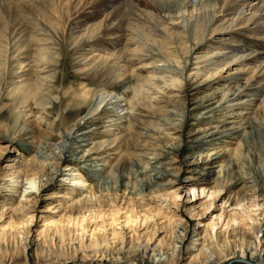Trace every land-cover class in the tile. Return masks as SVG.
<instances>
[{
    "label": "bare ground",
    "instance_id": "6f19581e",
    "mask_svg": "<svg viewBox=\"0 0 264 264\" xmlns=\"http://www.w3.org/2000/svg\"><path fill=\"white\" fill-rule=\"evenodd\" d=\"M121 1L0 0V95L2 91V94L10 97L12 107L22 108V110L20 109L21 111L19 110L17 119L14 120L13 131L10 136L0 134V138L10 145L14 142L15 138L13 136L19 127L21 128L20 132H24L26 124L20 126V122H18V118L21 116L33 119V123L36 126L38 125V127L46 128L44 136L40 138L38 153L33 156L32 160L30 159L31 161L17 164V170L11 175L12 183L22 184V187L18 193L19 204L11 211L10 217L20 213H30L35 210L41 190L44 186L53 182L57 174L56 167L61 162H66L67 157L74 158L68 162L86 163L97 161L93 163H98L97 158H91L95 154H98V146L90 144L91 148L87 150L84 148L87 146L86 138L88 134L98 129L101 124L106 125L110 122L120 121V125L128 123V125H132L131 128L133 125H137V131H146L149 128L143 127L140 124V120L142 118L148 119L147 117L150 115L159 112L160 110L156 108V105L162 104L163 108L170 107L163 114L164 116H168V120L171 121L170 124L168 120L166 123L169 126H173L172 129L168 126V130L175 132L177 125L178 131L181 133V128L185 124L186 113L193 112L204 104L209 106L208 109L198 115L200 117V115L208 114L210 120L215 110L220 108L222 104H226V108L229 111L233 110L232 107L241 105L251 109V107H254L257 98L259 97L260 100L264 94V0ZM49 35L54 36L59 43L62 42L65 48H67L72 62L76 66L75 71L90 78L93 83L92 89L82 87L80 91L68 90L67 92H62L59 98L56 97L54 100H50V102L47 101H49V97L51 99V96L48 97L45 94L44 97L38 93L41 87L55 81L56 73L43 76L42 74L45 70L39 64L32 65L31 61L28 60L31 54L29 52L31 47H33L35 57L36 54L45 56L41 58L40 63L51 65L56 69L60 64V61H58L60 60V55L56 56L53 52L50 53V50L47 48L46 44H48ZM165 35L169 37L172 44H167L163 41V38H165L163 36ZM139 39L142 42H139ZM205 45L207 47H204ZM130 46H133L132 50L129 48ZM148 48L154 49L157 52L156 56L149 54ZM201 50H206V52L203 56L201 55L202 57H199ZM191 55H194L193 59L197 60V63H193V67L186 74L184 71ZM147 58H153L154 63H160L161 66H171L173 68H166L161 77L155 76L154 80L160 87L152 84V82H150L151 84L149 83V87H152L160 95L159 99L154 98L153 100L142 101L146 105H142L140 100L137 101L135 99L129 103L126 102L125 105V103H122L124 101H118L115 96L108 94L112 88L132 90L129 88L131 81L134 78H141L138 76L137 70L132 68L138 64L143 65L141 64L143 61H133ZM201 64L207 65V68L203 69V71L200 68ZM234 66L239 67L241 75L229 77L232 75L233 69L232 73L227 71ZM139 70H146V68L140 66ZM214 70L217 72L212 73L211 71ZM237 71L238 69L234 70L235 73ZM223 73H226V77L223 78V80H226V83L224 82V87L218 90L217 93L204 99L182 103V112L171 105L170 100L172 98H180V95L193 96L198 92L200 83L196 79L200 74H206L202 83L209 85L211 81L218 78L219 74ZM33 75L37 78L31 81ZM242 77L246 78L244 82L242 81L243 84L237 80ZM182 78L186 80L191 79L192 81L188 84H183ZM247 89H253L255 96L252 97V101L251 98L249 99V96L246 98L247 100L242 101L244 97L242 93L245 90L251 92ZM52 91L56 95L59 94L56 90ZM132 92H136V90H132ZM48 93L50 95L51 91ZM45 102H47L48 108H45ZM30 103H33L32 108L46 112V115L35 116L31 112V108H28ZM128 104L130 106L132 104L138 109V113L134 114L131 108L127 112L126 107ZM259 104L257 105L258 107L256 106L257 110L255 112L258 109L264 112V98L261 99ZM213 105L215 106L211 108ZM60 108L63 109L61 111L68 115L69 118L65 126L61 121L57 122L52 115H49L50 112H56ZM47 112H49L48 115ZM108 113L112 114L107 116ZM147 113H149V116H147ZM118 115L123 116L118 117ZM228 116L229 122H227L226 127L222 125L209 126L207 123L208 125H206L203 131L197 132L204 133H202L203 135L200 138L194 137L197 134L196 132L187 133L188 137L186 138L189 139V144L198 145L217 134L228 133L225 135L228 138L236 136L239 132L248 131L255 124L254 117H244L242 112L229 114ZM241 116V120H243H240L239 126H235L238 123L233 120L234 117L240 119ZM198 118H194V120H199ZM158 121L160 122V120ZM88 123L94 124L97 127L95 126V128L88 130L84 127ZM162 125H164V122ZM133 129L135 128L133 127ZM128 132H130V128ZM146 133L142 132V134H139V137L148 139V141H144L141 144L142 148L147 144L155 145L163 143L161 148L165 155L179 151L178 146L174 145L175 143H173V140L168 135L159 136V133H156V138H152ZM132 135L134 134H128L129 139L125 138L128 143H131L130 137ZM160 135L162 134L160 133ZM189 136H193V138ZM54 139L59 142L55 144ZM136 146L140 147L139 144ZM158 148L160 149L159 146ZM219 156L221 158V155ZM160 157L161 155L153 156L149 160L156 162ZM213 162L216 161L212 159L211 164ZM185 164L188 166L190 162L187 161ZM85 167L91 168L89 169L90 172H94L96 175L102 173L98 164L91 167L85 165ZM65 170H71L68 163H65ZM195 171V169H189L188 174H197ZM107 175L103 179H100L102 181L101 184L99 183L95 187L98 190L97 193L100 195L104 192V188L108 186L109 178ZM101 176L98 175V179ZM212 176H216V179L224 183L225 192L233 186H239L245 192L240 197L241 200L239 197L234 199L228 197L222 202L221 207L227 210L230 216L235 219L241 218L245 214V218L251 226H255L254 231L239 229L240 223H236L235 219L232 225H228L229 222L227 221L221 231L228 232L227 236L223 237L224 239L232 237L231 240L233 241L235 239L245 242V239L250 237L246 241V244L249 251H252L254 254L258 248L264 247V224L261 221L257 224L255 218H251V216H254L251 215L252 212L264 209V167L256 169L253 176L238 177L229 181L228 184L224 178L225 171L220 167L218 172H205L197 179L189 178L186 184L189 187L186 190L194 196V187L208 184ZM67 177L65 181L68 186L65 187L71 191H81L86 187L77 173L69 174ZM134 177L138 178L144 190H149V192L157 190L165 192L167 189L173 188L177 178H179L172 174V170H164L162 167L139 170ZM21 178L25 183L21 182ZM23 186H26V188ZM178 190L165 194L163 200H159L158 204L165 203L164 205H168L171 198L175 200ZM221 191L223 190L216 189L214 192L208 190L206 194L209 198L219 192V194L215 195V198L219 195L221 196L219 200H221L223 199ZM204 192V188H200V196ZM13 193H17V191ZM141 198H139L138 204L139 213L143 210ZM67 199V197L62 198V200ZM103 199L102 197L96 198L90 193L77 201H71L66 207L60 205L59 212L62 213V216H60L59 220L63 222L65 219L75 226L79 225L77 229L80 230L75 229L74 233L81 232L85 218L82 215L86 214V218H89L90 221H96L97 216L93 213L94 208L101 204ZM257 201L262 202V205L257 204ZM118 203L119 210L125 211V214L128 212L131 214L129 210L131 205L127 202L125 194L119 198ZM108 204H110L108 208H112V203L108 202ZM74 214H78L81 217H72ZM243 220L240 219L242 222ZM61 221L48 222V224L42 227L37 237L45 238L56 235L61 228ZM76 221L80 223L78 224ZM83 227H85V224H83ZM95 227L97 228V225ZM178 227H182L181 223H179ZM178 227L173 228L170 235L172 236L171 241H178L180 243L181 239L178 236ZM241 230H243L242 233L238 234V231ZM93 231L96 230L94 229ZM60 233L62 232L60 231ZM198 233L199 235L196 234L195 236V241L200 242L201 248L208 247L207 230L203 229ZM221 233L219 232L218 235ZM20 234L24 235L23 241L29 240V232L20 230V232L14 233L15 236ZM12 235L10 234V236ZM76 237H78L76 238L78 241H81L83 235L80 233ZM75 240L73 239V241ZM132 242L130 239L127 244L123 243L119 250L113 253L122 252L123 245L134 244L137 252L141 253L142 256L150 253L151 256L154 255L159 258L164 256L168 258L173 254L171 253L172 246H170V250H167L171 254H168V252L164 254L159 250V246L151 247L149 244L142 246L137 242ZM89 245L88 251L93 253V255H104V253H99L102 246H107L104 238H94L92 236ZM130 251L133 252V250ZM198 257L196 259H200L203 263L207 261ZM236 260H244L243 254H239Z\"/></svg>",
    "mask_w": 264,
    "mask_h": 264
},
{
    "label": "rangeland",
    "instance_id": "374dc122",
    "mask_svg": "<svg viewBox=\"0 0 264 264\" xmlns=\"http://www.w3.org/2000/svg\"><path fill=\"white\" fill-rule=\"evenodd\" d=\"M163 37H165L163 38L165 43L172 44L169 37L166 35ZM47 42L48 44L46 45L50 53L53 52L56 56L60 55V60H58L60 64L55 69L51 65L40 63L41 58L45 56L36 54L35 57V51L33 47H31L29 52L31 54L28 59L31 61V64L34 66L39 64V66L45 70L42 74L43 76L56 73L55 81L41 87L38 93L44 97L45 94L46 96L48 95V97L51 96V99L49 97V101H47L50 102V100L52 101L56 97L59 98L62 92H67L68 90L80 91L82 87L92 89L93 83L90 78L75 71L76 66L73 64L72 58L62 42L59 43L52 35L48 36ZM139 42H142V40L139 39ZM204 47L207 46L205 45ZM129 48L132 50L133 46ZM147 51L154 56L157 54L154 49L148 48ZM200 52L201 54H199V57H202L206 50H201ZM193 58L194 55H191L188 59V64L184 71L186 74L189 73V70L193 67V63H197V60ZM152 59L153 58H147L133 61H143L141 62L143 65L138 64L132 68L136 69L138 76L141 77L134 78L129 84V88L136 90V92L126 90V88H112L109 90L108 94L115 96L118 101H124L122 103H125V105L126 102L129 103L135 99H137V101L140 100L142 105H146V103L142 102L144 100L159 99L160 95L157 94L152 87H149L151 84L150 82L160 87L154 80L155 76L161 77L166 71V68H173L171 66H161L160 63H154ZM201 65V71L207 68L206 64ZM129 66H131V64H129ZM140 66H144L146 70H139ZM237 69L238 71L235 73L234 70ZM211 72L215 73L217 71L214 70ZM227 72L232 73L229 77L241 75L239 67L237 66L232 67ZM204 75L200 74L196 79V81L200 83V88L193 96L180 95V98L177 97L170 100L171 105H173L175 109H179V111L182 112V103L210 97V95L217 93L218 90L224 87V82L226 83V80H223V78L226 77V73L219 74V76H221H217L218 78L211 81L209 85L202 83L205 78ZM36 78L37 77L33 75L31 81H34ZM242 78L237 79L241 84H243L242 81L244 82L246 79L244 77ZM182 79L181 81L183 84H188L192 81L191 79ZM52 90H56L59 94H54ZM247 90L251 92L245 90L242 93L244 96L242 101L247 100L246 98H248V96L252 101V97L255 96L253 89ZM50 91L51 94L49 95L48 92ZM262 98H264V94L261 96L260 100L259 97L257 98L254 107H251V109L241 105L232 107L233 110L229 111L228 108H226L227 105L222 104L220 108L215 110L210 120L208 114L200 115V117L198 115L208 109L209 106L204 104L197 110L186 113V120L183 128H181V133H179L177 125L175 127V132L168 130L171 121L168 120V116H164L163 114L168 111L170 107L163 108L162 104L156 105V108L160 111L154 113L155 116H149V113H147V116H149L147 117L148 119L142 118L140 120V124L143 127L149 128V130L146 129V131H137V125H133L135 129L132 130L133 127L131 128V124L128 125V123H126L120 125V121L110 122L106 125L101 124L98 129L88 134L86 138L87 146L84 148L85 150L91 148L90 144L98 146L99 149L97 148V150L99 152L96 150L98 154H95V156L91 155V158L98 159V163H93L97 161L86 163L68 162L72 160L73 157H67L66 162H61L58 167H56L57 174L53 182L44 186L41 190L35 210L30 213H20L10 217L11 211L19 204L18 193L22 187V184L12 183L11 175L17 170V164L31 161L33 156L38 153V145L41 141L40 138L44 136L46 131V128L38 127V125L36 126V124L33 123V119L23 118V116L19 117L18 122H20V126L26 124L24 126L26 131L20 132L21 128L17 127L18 131L13 136L15 140L10 145L0 138V264H243L236 260L241 253L243 254L244 261L252 264H264V247L258 248L253 254L252 251H249L246 244V241H248L250 237L247 236L248 238L245 239V242L235 239L233 241L231 240L232 237L223 238L227 236L228 232L221 230L224 228L227 221L229 222L228 225H232L235 218L231 217L230 213L221 207V204L228 197L233 199L242 197L245 192H243L239 186H233L225 192L223 187L224 183L216 179V176H212L208 184L194 187V196L186 190L187 187H189L186 185L189 178L192 177L197 179L205 172H218L220 167L225 171L224 178L227 184L229 181L238 177H244L246 175L253 176L255 175L256 169L264 167V112H262L263 110L261 109L255 112ZM47 102L44 104L45 108H48V105H46ZM214 106L215 105L211 106V108ZM32 107L33 103H30L28 108H31V112L34 113L35 116L40 117L46 115V112L38 111ZM130 108L133 110L134 114L138 113V109L132 104L131 106L128 104L126 107L128 110L127 112L130 111ZM20 109L22 110L20 107H12L10 97L2 94L1 91L0 134L10 136L13 131L14 120L17 119L21 111ZM61 110L63 109L60 108V110L56 112L49 111V115H52L57 122L61 121L65 126L69 118L68 115ZM49 112H47V115ZM237 112H242L244 117L247 116V118L254 117L255 124L252 125L248 131L244 130L239 132L236 136H231L229 138L225 137L228 133L217 134L213 138L206 140V142H201L198 145L189 144V139L186 138L188 137L187 133L203 131L208 124L209 126L222 125L226 127L227 122H229L228 115ZM111 114L112 113H108L107 116ZM122 116L123 115H118V117ZM194 118H198L200 121L194 120ZM241 118L242 116L240 119L234 117L233 120L238 123L235 126L240 125V122L243 120H241ZM158 120H160V122ZM167 120L169 124L166 123ZM161 121L164 122V125H162L163 122ZM95 126L94 124L88 123L84 127L90 130L91 128H95ZM128 127L130 128V132H128ZM169 127L171 129L173 128L172 125ZM142 132H147L146 134L152 138H156V133H159V136L168 135V137L173 140V143H175L174 145L178 146L179 151L172 152L170 155H165L161 148L163 143L155 145L147 144L142 148L141 144L144 141H148V139L139 137V134H142ZM132 133L134 135L130 137L131 143H128L126 139H129L128 134ZM160 133L162 135H160ZM200 133L193 136L195 138H200L201 135L204 134L203 132ZM193 136L189 137L193 138ZM58 142L59 141L54 139L55 144ZM137 144H139L140 147L136 146ZM156 146H159L160 149H157ZM94 148L96 149V147ZM158 155H161V157L156 162L149 160L151 157ZM219 155H221V158ZM212 159L216 162L211 164ZM187 161L190 162L188 166L185 164ZM65 163H68V166L71 168L70 171H64ZM95 164L100 165L102 171V173L98 174L99 176L102 175L99 179L98 175L94 172H90L89 169L91 168L85 167V165L91 167ZM154 167L172 170V174L179 177L177 178L175 186L171 189H167L165 192L159 190L155 192H149V190L145 191L141 181L134 176L139 170L142 171L146 168L152 169ZM189 169H195L197 174H188ZM73 173H77L78 177H80L86 185L81 191H71L69 188L65 187L68 186L65 179L68 178L67 176L69 174ZM106 175L109 178L108 186L104 188V192L102 191L103 193L100 195L97 193L98 190H96L95 187L99 183L101 184L102 181H100V179H103ZM151 179L155 181L153 178ZM20 180L25 183L22 178ZM124 185H126V188ZM23 187L26 188V186ZM200 188H204L205 191L201 196L199 193ZM177 189L179 190L177 191L175 200L171 198L168 205H164L165 203L158 204L159 200H163L165 194H170ZM216 189L223 190L221 191V193H223V199L219 200V197H221L219 195L215 198V195L219 194V192L208 198L206 191L210 190V192H214ZM14 191H17V193H13ZM90 193L96 198H104L105 201L103 199L102 203L94 208L93 213L96 214L97 220L90 221L89 218H86L87 215L83 214L82 217H85L83 220L85 227H83L82 224L81 232L78 231V233H74L75 229L80 230L77 229L79 225L75 226L69 223V220L64 219L63 222L59 220L60 216H62V213L59 212V206L66 207L71 201H77ZM124 194L127 198V202L131 205L129 209L131 214H129V212L125 214V211L119 210L118 200L123 197ZM64 197L68 199L62 200ZM139 198L143 201L141 204L143 206L141 213H139L140 211L138 208ZM108 202L112 203V208H108L110 206ZM256 203L262 205V202L257 201ZM251 215H254L251 216V218H255L257 224L260 221L264 224V209L262 211H254ZM72 217L78 218L81 216L74 214ZM240 219H244L243 222L240 221ZM56 221H61L62 224H60V230L54 235L55 237L52 235V237L48 236L45 238L37 237L42 227L48 224V222ZM235 221L236 223H240L239 229H245L244 231L250 229L252 232L254 231L255 226H251L249 221L245 218V214H243L241 218H236ZM76 223L79 224L80 222L76 221ZM179 223H181L182 227H178ZM95 225H97V228ZM175 227H178V236L181 239L180 243L178 241H171L172 236L170 234ZM94 229L96 231H93ZM203 229H206L208 233V247L201 248L200 242L195 241V236L196 234L199 235L198 232ZM20 230L27 233L29 232V240L23 241L25 233L24 235H14L17 231L20 232ZM60 231L62 233H60ZM242 231L243 230L238 231V234L242 233ZM219 232L222 233L218 235ZM80 233H82L83 237L81 241H78L76 235ZM10 234L13 235L10 236ZM92 236L94 238H104L106 240L107 246H102L99 252L100 254L104 253L103 256H99V254L93 255V253L88 251ZM73 239L76 240L73 241ZM130 239L133 241L132 243L137 242L142 246L147 244L151 247L159 246V250L164 254L165 252L167 253V250H170V246H172L173 249L171 253L173 254L168 252V254L172 255L168 258L164 256L161 258L155 257L154 255L151 256L150 253L142 256L141 253L137 252L134 244L128 246L123 245L122 252H118L117 254L113 253L119 250L123 243L127 244ZM262 239L259 240L263 241ZM129 249L133 250V252ZM198 256L207 261L205 263L201 262L200 259H196Z\"/></svg>",
    "mask_w": 264,
    "mask_h": 264
},
{
    "label": "water",
    "instance_id": "95a60500",
    "mask_svg": "<svg viewBox=\"0 0 264 264\" xmlns=\"http://www.w3.org/2000/svg\"><path fill=\"white\" fill-rule=\"evenodd\" d=\"M237 261L240 262V263H243V264H252V263L244 261V260H237Z\"/></svg>",
    "mask_w": 264,
    "mask_h": 264
}]
</instances>
